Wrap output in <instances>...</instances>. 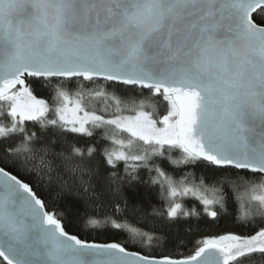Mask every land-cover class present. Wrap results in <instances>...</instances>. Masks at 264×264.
Masks as SVG:
<instances>
[{
	"label": "snow or ice",
	"instance_id": "snow-or-ice-1",
	"mask_svg": "<svg viewBox=\"0 0 264 264\" xmlns=\"http://www.w3.org/2000/svg\"><path fill=\"white\" fill-rule=\"evenodd\" d=\"M0 264H264V0H0Z\"/></svg>",
	"mask_w": 264,
	"mask_h": 264
},
{
	"label": "trees",
	"instance_id": "trees-1",
	"mask_svg": "<svg viewBox=\"0 0 264 264\" xmlns=\"http://www.w3.org/2000/svg\"><path fill=\"white\" fill-rule=\"evenodd\" d=\"M100 106H102V105H100ZM187 170H189V171H195V169H187ZM138 189H139V191L143 192L144 191V185H139L138 186ZM100 239L103 240V239H106V237L101 236Z\"/></svg>",
	"mask_w": 264,
	"mask_h": 264
}]
</instances>
